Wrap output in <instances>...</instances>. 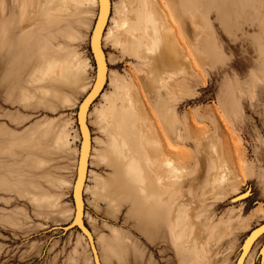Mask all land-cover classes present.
Here are the masks:
<instances>
[{
  "label": "rangeland",
  "instance_id": "1",
  "mask_svg": "<svg viewBox=\"0 0 264 264\" xmlns=\"http://www.w3.org/2000/svg\"><path fill=\"white\" fill-rule=\"evenodd\" d=\"M110 2L83 194L100 262L238 264L264 223V0ZM125 8L137 47L126 44ZM138 8L168 32L177 63L140 53L150 42ZM96 12L94 0H0V264H93L79 231L52 227L72 219ZM48 62L60 71L47 78ZM148 136L177 168L171 188L148 166ZM263 244L244 264H261Z\"/></svg>",
  "mask_w": 264,
  "mask_h": 264
},
{
  "label": "bare ground",
  "instance_id": "2",
  "mask_svg": "<svg viewBox=\"0 0 264 264\" xmlns=\"http://www.w3.org/2000/svg\"><path fill=\"white\" fill-rule=\"evenodd\" d=\"M95 3H96V6H97V12H96V15H95V21H96V18H97V14H98V0H94ZM118 6V5H117ZM145 6H148L145 4ZM149 6H151L149 4ZM119 7V6H118ZM147 8V7H146ZM110 10H111V2L109 0V9H108V16H107V19L104 23V27H103V32H102V37H101V47H102V41L104 39V32H105V29L107 27V24L109 22V19H110ZM150 10V9H149ZM151 11V10H150ZM138 14L141 15L140 17V21H141V26H142V30L144 31L145 35L148 37L149 39V42L150 44L147 46H143V44H140L138 45V47L140 46V53L145 52V51H148L147 52V55L149 56H158V58L160 59L159 61H161V63H166V64H170V63H174V58H179V57H175L176 52L174 51L177 50L176 48L173 47L172 43H170L169 39H168V32L166 34L165 32V28L161 26L160 23L156 22L154 17H153V14L151 12H149L147 9L142 10V8H138ZM130 13L131 11L128 10V8H125L123 12H121L120 14L124 15L126 17L125 20H123L122 22V28L126 34V44L128 45V47L132 48L134 47V45L137 47V38H136V34H137V30L133 29L132 28V23L130 21V18H128V15L130 16ZM135 13V12H134ZM134 15V14H133ZM118 16V15H117ZM132 18V17H131ZM94 21V23H95ZM94 23H93V27H94ZM115 26V24L113 25ZM121 27V26H120ZM118 29V28H117ZM116 29V30H117ZM120 29V28H119ZM93 30V28H92ZM121 30V29H120ZM119 31V30H118ZM110 33V32H109ZM111 35V33H110ZM91 36V35H90ZM109 36V35H108ZM107 36V38H109ZM118 36V35H117ZM116 37V36H115ZM123 37V36H122ZM114 38V37H113ZM170 38V37H169ZM127 47V49H128ZM103 49V48H102ZM135 50V49H133ZM132 50V51H133ZM145 50V51H144ZM105 56V54H104ZM154 58V57H153ZM157 59V58H156ZM145 60V59H144ZM176 60V59H175ZM105 61H106V57H105ZM147 62V61H146ZM149 62V60H148ZM152 62V61H151ZM177 63V62H175ZM174 63V64H175ZM148 64V63H147ZM164 65V64H163ZM155 66V65H154ZM172 66V65H171ZM178 67V66H177ZM150 68V66H149ZM152 68V67H151ZM169 69V67H167ZM176 68V66H175ZM95 69V68H94ZM164 69V68H163ZM171 69V68H170ZM153 70V69H152ZM151 70V71H152ZM176 70V69H175ZM158 71V70H157ZM156 71V72H157ZM160 71V70H159ZM155 75V74H154ZM94 76H95V72H94ZM153 76V75H152ZM151 76V77H152ZM157 77V76H156ZM95 78V77H94ZM94 78H93V81L89 87V89L87 90V92L85 93V95L90 91V89L92 88V85H93V82H94ZM152 79V78H151ZM106 81H107V64H106V75H105V79L104 81L102 82V85L99 89L98 92H102L105 84H106ZM99 94V93H98ZM97 94V95H98ZM101 94V93H100ZM84 95V96H85ZM96 95V94H95ZM96 95V96H97ZM132 96V95H130ZM84 98V97H83ZM82 98V99H83ZM130 98V97H129ZM82 101V100H81ZM80 101V103H81ZM79 103V105H80ZM89 104V107L87 109V112H86V124H87V118H88V115H89V110H90V103ZM126 105V103H125ZM124 105V106H125ZM131 105V104H130ZM132 106V105H131ZM79 107V106H78ZM78 110V109H77ZM111 111V110H110ZM115 114V113H114ZM77 116V115H76ZM110 117V116H109ZM108 117V118H109ZM76 121H77V118H76ZM88 125V124H87ZM78 127V125H77ZM89 128V127H88ZM79 131V129H78ZM89 133H90V130H89ZM80 135V133H79ZM80 143H81V137H80ZM90 143H91V136H90ZM144 144L147 146L148 148V159H147V163H148V166L150 167V169L153 171L154 173V176L156 178V181L157 183H159L161 186L163 187H170L172 185H174L176 182V174H177V168L174 166L173 164V161L171 159H169L167 157V160L165 161V157H164V153L160 150L159 148V144L158 142L156 141L155 138L151 137V136H148V139L146 138L145 139V142ZM91 144H90V147H89V150H88V156H87V161H86V164L84 165L85 166V175H84V179H83V185H82V191H81V195H82V204L81 206L77 205V207L74 206L73 204V212H72V219H71V222L74 218V215L77 211V214L78 212L81 213V216H82V219L84 218V201H83V193L85 191V181H86V176H87V171H88V162H89V158H90V154H91ZM79 157H80V146H79V155H78V159H77V163H76V172H77V167H78V161H79ZM215 160V159H214ZM217 161V160H216ZM222 164V163H221ZM215 167V166H214ZM179 173V172H178ZM181 173H182V170H181ZM180 174V173H179ZM181 177V175H180ZM75 179H76V176H75ZM75 179H74V182H75ZM184 179V178H183ZM74 182L72 184V190H73V187H74ZM183 182V181H181ZM180 182V183H181ZM213 183V182H212ZM188 184V182H187ZM179 186V185H177ZM156 188V187H155ZM169 188V189H170ZM177 188V187H176ZM179 189V188H177ZM176 190V189H175ZM172 191V190H171ZM159 192V191H158ZM166 193V192H165ZM172 193V192H171ZM170 193V194H171ZM174 193V192H173ZM175 194V193H174ZM165 196V195H164ZM172 196V195H171ZM177 198V197H176ZM147 200V199H146ZM150 201V200H149ZM160 201V200H159ZM162 201V200H161ZM176 201V200H174ZM173 201V202H174ZM158 202V201H157ZM155 203V202H154ZM172 203V202H171ZM158 204V203H157ZM155 205V204H154ZM160 205V204H158ZM162 205V204H161ZM169 206V205H168ZM155 208V206H154ZM164 208V207H163ZM170 208V207H168ZM149 209V208H148ZM153 209V208H152ZM154 210V209H153ZM157 210V209H156ZM165 211V210H164ZM158 212V210H157ZM161 211H159L158 213L160 214ZM167 212V211H166ZM169 212V211H168ZM162 213V212H161ZM164 213V212H163ZM171 215L169 216V221H170V224L173 228V231H174V227H175V215H174V208L172 207L170 209V212ZM156 214L152 211V210H148L147 212V216H148V219L150 221H154V219H156ZM164 215V214H163ZM158 216V215H157ZM161 216V214H160ZM168 217V215H166ZM159 218V217H158ZM261 226V227H260ZM258 227H260L256 232H254L249 239H247V241L245 242V249L243 251V253L241 254L242 252V248H240V252L237 256V259L236 261L238 260V264H244L245 261L248 259V257L251 256V251H252V248L254 246V243L256 242V240L259 239V237L263 234L264 232V223H261ZM257 227V228H258ZM256 229V228H255ZM254 230V229H253ZM251 232V231H250ZM90 234L92 235L91 231H90ZM81 235L84 237V239L86 240V243H87V246L89 248V251H90V255H91V259H92V263L93 264H101L100 262V259L98 257V252H97V249H96V255H94L91 247H90V244H89V241L88 239L81 233ZM176 236V235H175ZM243 243V242H242ZM95 245V244H94ZM242 246V245H241ZM240 246V247H241ZM261 256L260 258L262 257V259L264 260V245L261 246ZM261 261V259H260ZM262 264H263V261H262Z\"/></svg>",
  "mask_w": 264,
  "mask_h": 264
},
{
  "label": "water",
  "instance_id": "3",
  "mask_svg": "<svg viewBox=\"0 0 264 264\" xmlns=\"http://www.w3.org/2000/svg\"><path fill=\"white\" fill-rule=\"evenodd\" d=\"M108 9H109V0H98V14H97L96 21L94 23V27H93L90 39H89V48H90V52L92 55L93 64L95 68V76H94L95 78H94L92 88L84 96L77 110L76 118H77V125L79 129L80 137H81V143H80V157L78 161L76 179H75L74 187L72 190V201L75 207H77V205L81 206L82 204L81 191H82L83 179L85 175L84 165L86 164L88 150L91 144L89 128H88V125L86 124V112L89 107L88 103H90V106H91L93 102L100 95L101 92H98V91L106 75V61H105V56H104V50L101 47L100 40L102 37L104 23L108 16ZM95 94L96 95L98 94V95L96 96ZM260 227L256 229L254 228V230H252L250 233L246 235L245 239L243 240L242 246H241L242 248L241 254L243 253L245 249L244 247H245V244H246L245 242L247 241V239H249L250 236L254 232H256ZM72 229H76L88 239L90 247L94 255H96V247L94 245L93 236L90 234L89 228L87 227L85 221L82 219L81 213L78 212L77 214V211H76L72 222L66 225L52 227V230H60L62 234H65ZM262 235H264V232ZM260 259H261V264H262V261H263L262 257Z\"/></svg>",
  "mask_w": 264,
  "mask_h": 264
},
{
  "label": "crops",
  "instance_id": "4",
  "mask_svg": "<svg viewBox=\"0 0 264 264\" xmlns=\"http://www.w3.org/2000/svg\"><path fill=\"white\" fill-rule=\"evenodd\" d=\"M59 71H60V68L58 67V66H56L55 64H53V63H51V62H48L46 65H45V67H44V69L41 71V74L42 75H44L45 77H50L51 76V74H53V73H56V74H58L59 73ZM89 114H90V111H89ZM76 123H77V121H76ZM89 125V124H88ZM78 128V127H77ZM79 134V133H78ZM93 149V148H92ZM91 153H92V151H91ZM91 159V158H90ZM77 160V159H76ZM88 173H89V169H88ZM87 177H88V174H87ZM87 181V180H86ZM85 189H86V187H85ZM85 192V191H84ZM84 194V193H83Z\"/></svg>",
  "mask_w": 264,
  "mask_h": 264
}]
</instances>
